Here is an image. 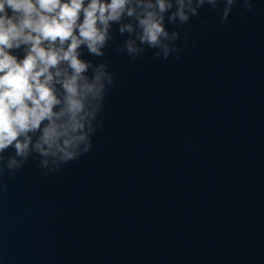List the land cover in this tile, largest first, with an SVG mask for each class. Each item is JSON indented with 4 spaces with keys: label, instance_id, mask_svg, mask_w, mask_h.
<instances>
[{
    "label": "water",
    "instance_id": "obj_1",
    "mask_svg": "<svg viewBox=\"0 0 264 264\" xmlns=\"http://www.w3.org/2000/svg\"><path fill=\"white\" fill-rule=\"evenodd\" d=\"M248 2L168 24L167 59L118 51L115 25L103 58L82 50L114 77L91 150L0 175V264H264V0Z\"/></svg>",
    "mask_w": 264,
    "mask_h": 264
},
{
    "label": "clouds",
    "instance_id": "obj_2",
    "mask_svg": "<svg viewBox=\"0 0 264 264\" xmlns=\"http://www.w3.org/2000/svg\"><path fill=\"white\" fill-rule=\"evenodd\" d=\"M235 2L0 0V175L33 156L56 171L91 150L114 77L107 62L84 59L82 50L103 58L114 25L124 37L118 51L135 59L162 49L167 59L180 37L168 24H188L206 4L227 21ZM243 6L251 8L248 0Z\"/></svg>",
    "mask_w": 264,
    "mask_h": 264
}]
</instances>
